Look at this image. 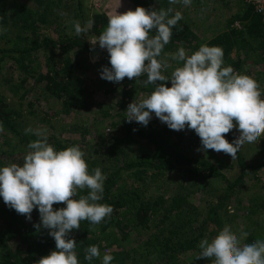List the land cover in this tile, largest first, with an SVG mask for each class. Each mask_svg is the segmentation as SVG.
I'll return each mask as SVG.
<instances>
[{"label":"trees","instance_id":"obj_1","mask_svg":"<svg viewBox=\"0 0 264 264\" xmlns=\"http://www.w3.org/2000/svg\"><path fill=\"white\" fill-rule=\"evenodd\" d=\"M30 1L34 3V8L21 0H0V26L5 29L0 34V86L7 88L12 97L18 96L20 102L28 96L34 97V102L27 105L31 109L34 103H38L42 116L33 110L29 113L45 125L48 118L47 127L57 132L49 118L63 120L77 109L87 110L90 106L87 103L90 95L80 73L90 71L85 55L91 52V37L101 34L109 16L102 12L84 16V0ZM203 1L192 0L188 6L170 0L131 2L133 11L136 7L154 10L170 8L172 14L176 11L182 14L183 19L172 29V39L165 46L162 57L181 46L188 54L204 44L219 46L224 53V66H231L236 72L249 77L254 73L247 67L248 63L258 68L253 79L258 82L264 99V12L257 13L246 0H237L239 11L226 22L218 35L203 41L197 37L196 27L192 25L197 16H192V19L187 16L192 8H207ZM220 1L227 6L226 0ZM89 18L95 21L93 27L87 33L77 36L73 22L79 21L83 26ZM67 24L73 28L70 34L65 31ZM235 24L239 26L235 27ZM45 31H49L51 36H45ZM5 64L8 71L6 76L2 73ZM105 66L110 67L107 53L100 64L101 68ZM168 71L165 70L164 74L169 75ZM15 72L21 76L17 81L13 79ZM144 79L146 75L132 80L126 77L119 83L108 81V89L113 86L120 94L114 105L116 112L110 114L105 110L101 113L102 117L111 118L107 127L112 138H108L107 142L114 145L105 158L116 165L107 170L99 165L101 163L90 160L86 154L85 159L90 171L100 167L106 175L103 200L100 203L112 206L114 211L98 225L81 221L80 229L71 233L78 244L76 251L80 264H101L98 258L91 262L84 260L85 249L92 245L99 246L101 257L111 254L114 257L112 264H190L192 257L187 258L188 261H183L181 257L185 253L190 256L199 253V241L204 238L202 235L209 226H213L217 234L230 219L236 218L234 213L227 216L226 209L229 198L241 190L240 187L237 190V186H244L243 179L250 169L247 159L240 151L237 153L235 166L239 174L233 182H228L208 160L189 154L194 144L200 145L194 130H170L157 121H150L147 126L135 121L126 122V107L132 97L137 96V91L142 94L153 91L152 85L144 86L140 82ZM101 82L105 80L100 78V84H103ZM164 83L170 87L168 81ZM105 89V93L109 92L107 87ZM20 109L21 105L17 109L11 108L4 94L0 93V122L4 129L0 134L18 140L17 144L28 150L29 142L37 137L21 129V124L17 122L21 117ZM59 132L60 136L64 135ZM187 132L189 137L185 139L184 134ZM237 132L234 128L225 134L229 143L235 139L234 134ZM47 135L48 142L57 150L78 144L85 153L82 142L61 141L63 137L58 138L59 134L55 133ZM6 144L10 146L9 142ZM139 149L147 151L139 153ZM262 162L264 160L255 167L263 165ZM128 180L131 182L125 184ZM214 181L225 183L224 193L220 194L217 189H213V194V190L207 189L212 187ZM151 188L154 190L152 193ZM86 194L87 190H78L77 198ZM195 194H200V199H197L200 204L196 206L190 204ZM204 196L206 199H203ZM249 203L253 206L252 199ZM236 204L239 207L241 201ZM53 207L61 208L64 205L54 204ZM249 212L251 216L252 211ZM199 217L202 218L201 227L197 222ZM34 224H39L36 209L31 213L29 221L5 205L0 198V264H36L41 257L55 250V242L48 235L49 230L42 227L37 230ZM133 229L147 233V239L139 238L140 242L136 240L131 243L128 235ZM232 230L236 232V228ZM258 236V233L253 232L245 243L254 242ZM132 244H136L135 249L126 248Z\"/></svg>","mask_w":264,"mask_h":264},{"label":"clouds","instance_id":"obj_2","mask_svg":"<svg viewBox=\"0 0 264 264\" xmlns=\"http://www.w3.org/2000/svg\"><path fill=\"white\" fill-rule=\"evenodd\" d=\"M170 2L188 6L192 0ZM181 19L182 14H172L170 8L136 7L134 11L111 14L101 34L91 37L90 50L98 45L108 54L110 67L101 68L100 78L119 83L126 77L132 80L146 75L140 82L152 85L153 91L128 104L126 122L147 126L154 114L170 130H194L200 139L198 150L223 152L234 160L242 147L256 145L264 137L260 86L253 78L224 66L219 46L204 44L191 54L181 46L162 57L172 39V29ZM94 23L91 18L83 26L73 22L75 34L87 33ZM4 31L0 26V34ZM170 61L179 66L165 75L164 71L172 67ZM165 81L171 86H165ZM234 128L239 136L229 143L225 134ZM3 130L0 122V132ZM26 131L37 139L27 145L22 164L0 166V198L29 221L36 209L39 224L33 227L49 230L55 250L36 264H80L78 244L71 233L80 229L81 221L98 225L113 213L112 206L100 203L107 177L100 167L89 170L78 144L57 150L48 142L46 129ZM78 190H87V194L77 198ZM54 204L64 207L54 208ZM248 235L247 231L234 232L225 225L215 237L199 241L196 258L209 259L211 264H264V239L245 243ZM94 258L101 264H112L114 259L111 254L101 257L99 246L92 245L85 249L84 260L91 262Z\"/></svg>","mask_w":264,"mask_h":264},{"label":"rangeland","instance_id":"obj_3","mask_svg":"<svg viewBox=\"0 0 264 264\" xmlns=\"http://www.w3.org/2000/svg\"><path fill=\"white\" fill-rule=\"evenodd\" d=\"M131 1L132 0H84V16H88L93 12H102L108 16L116 11L118 14H122L128 10L134 9ZM21 2L28 5L29 7L34 8L35 6L34 3L30 0H21ZM203 2L207 6V8H202L201 6H199L197 9L192 8V12H190L187 16L190 19H192V16H197L195 20H193L195 23L192 22V25L196 27L195 34H197V37L200 40L204 41L218 35L223 30L226 22L232 19V16L235 15L239 10L237 0H226V2L228 3L227 6H224L223 2H221L220 0H204ZM238 26V24H235V27ZM71 29L73 30V28L67 24L65 31L69 33ZM44 35L51 36V33L49 31H45ZM95 49H98L102 55L107 53L106 50L99 49L98 45L95 47ZM93 58H95V60ZM93 58H90L89 55H85V60L88 64H90L91 69L89 72L86 71L84 73H80L82 79L84 80L85 89H87V92L90 95L89 101L87 102L90 106L86 108L87 110L77 109L75 112H72L71 114L66 116V118H64L63 120L59 118H49L51 119L53 125L56 127L57 132H54L52 129L47 127L48 118L45 120V125L39 122V120H37L35 116H32L29 113L31 110H33L36 111L38 115L42 116L40 105L38 103H34V107L31 109L28 107L29 103L34 102V97L28 96L24 101L20 102L18 96L12 97L7 88H5L3 85L0 86V93L4 94L5 98L11 105V108L17 109L19 108V105H21V117L19 121L17 119V122L21 124V129L24 128L25 133H28L26 130L29 128L33 130L42 128L46 129L47 133L59 134L58 138L63 137L61 141L70 140L82 142V144L85 146L84 151L86 156H88L90 160L94 159L98 163H101L99 165H102L107 170H110L113 169L116 165L114 162H110L105 158V155L110 151V148L112 151V148L114 146L112 145L113 143L107 142L108 138H112L110 129L107 127V124H109V120H111V118L102 117L101 113L102 111L106 110L110 114H114L117 110L114 105L118 100L120 94L119 90L115 89L113 86H111V89H108V81H105L104 83L101 82L103 84H100V64L102 57L96 55ZM170 63L172 67L167 69V71L169 70V75L175 67L179 66L175 63V61H172ZM5 66L6 64L2 69V73L4 76H6L8 72L6 71ZM247 67L251 69V71H253L254 75L256 72H258V68H253L250 63H248ZM254 75L251 76V78H253ZM20 77L21 76H18L17 72L13 74L14 81H17V79H19ZM168 83L171 86L170 82ZM106 87L107 91H109L107 93L104 92L106 90ZM137 93V96L134 95L132 97L131 103L134 102V100L139 101L143 98L141 92L137 91ZM146 94L148 93H144V95ZM150 121L160 122L159 119L154 116V114L153 118ZM59 131H61V133H64V135L62 134V136H60L61 134ZM82 134L84 135L82 136L83 140L81 139ZM238 136L239 132L234 134L235 139ZM184 137L185 139H188L189 132L185 133ZM6 142H9L11 147L6 144ZM17 143L18 140L13 139L8 135L0 134V163H2V166H6L10 162H15L18 164L23 163V157L26 155L28 150L24 149L23 146ZM198 149H201V144L199 146L194 144V147L190 149L189 154H192L195 157L202 156L203 158L208 160L214 167H216L220 171V173L226 178L228 182H233L238 177L239 169L235 166V159L232 160L229 155L223 152L217 153L214 150H207V152H204ZM139 150V153L147 151L146 149ZM263 151L264 137H262L256 145H245L240 150L242 155L247 159V164L250 165V169L247 172V176L243 179L244 186H237L236 189L238 190V187H240L241 190L237 195L229 198L230 202L228 203L226 209L227 216H231L233 215V213L236 215V218H232L229 222H227V225L232 224L231 228H236V232H238L239 228V231H247L249 235L253 232H255L256 234L258 233V239H264V162H262L263 165L260 164L258 167L255 166L258 165L261 160H264V158L261 159L262 157H264ZM137 154L138 151L136 152V155ZM119 159H122L121 155L119 156ZM174 180L175 178L173 179V181ZM130 182L131 181L128 180L125 182V184H129ZM224 186L225 183H218L217 181H214L212 187H208L207 189H217L218 192L222 194ZM153 191L154 190L151 188L150 193H152ZM199 195L200 194H195L190 204H194L195 206L200 204L198 203V200L200 199ZM216 195L218 196L219 194H217L216 192ZM203 199H206V196H204ZM250 199L253 200V206H251L249 203ZM237 201H241V205L239 207H236ZM251 207L253 209H250ZM231 210H234V212ZM250 210L252 211L251 216L248 215L250 214ZM248 216L249 218H247ZM244 218H247V220H245ZM197 219L198 225L199 227H201L200 223L202 221V218L199 217ZM223 219L226 220L224 216ZM216 235L217 234L216 232H214V227L210 225L209 229L205 231L202 236L204 238L208 237L209 239H211ZM128 236H130L129 241L131 243H134V241L136 240H138L139 242L141 239L146 240L148 234L134 231L133 229L129 232ZM134 246H136V244H132V246L128 245L126 248L129 250L135 249ZM108 252L109 250L106 251V253ZM197 255L198 252L192 256H190L189 253H185V255L183 254V256L181 257V259L183 261H188V259L192 257V259H190V264H211V261L209 259H197Z\"/></svg>","mask_w":264,"mask_h":264},{"label":"built area","instance_id":"obj_4","mask_svg":"<svg viewBox=\"0 0 264 264\" xmlns=\"http://www.w3.org/2000/svg\"><path fill=\"white\" fill-rule=\"evenodd\" d=\"M247 4H251L257 13L264 12V0H246Z\"/></svg>","mask_w":264,"mask_h":264},{"label":"water","instance_id":"obj_5","mask_svg":"<svg viewBox=\"0 0 264 264\" xmlns=\"http://www.w3.org/2000/svg\"><path fill=\"white\" fill-rule=\"evenodd\" d=\"M100 56V57H104V55H102L101 53H100V51L98 50V49H94V50H91V52H90V54H89V57L90 58H93L94 56Z\"/></svg>","mask_w":264,"mask_h":264}]
</instances>
